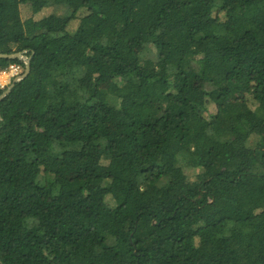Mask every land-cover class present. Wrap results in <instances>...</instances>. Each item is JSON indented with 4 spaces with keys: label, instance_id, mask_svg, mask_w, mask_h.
<instances>
[{
    "label": "trees",
    "instance_id": "trees-1",
    "mask_svg": "<svg viewBox=\"0 0 264 264\" xmlns=\"http://www.w3.org/2000/svg\"><path fill=\"white\" fill-rule=\"evenodd\" d=\"M22 51L0 264H264V0H0Z\"/></svg>",
    "mask_w": 264,
    "mask_h": 264
},
{
    "label": "built area",
    "instance_id": "built-area-1",
    "mask_svg": "<svg viewBox=\"0 0 264 264\" xmlns=\"http://www.w3.org/2000/svg\"><path fill=\"white\" fill-rule=\"evenodd\" d=\"M25 59L28 58L25 56ZM25 61L22 60L20 63H14L0 70V91H5L8 89L10 84L22 75L24 72Z\"/></svg>",
    "mask_w": 264,
    "mask_h": 264
},
{
    "label": "water",
    "instance_id": "water-1",
    "mask_svg": "<svg viewBox=\"0 0 264 264\" xmlns=\"http://www.w3.org/2000/svg\"><path fill=\"white\" fill-rule=\"evenodd\" d=\"M25 52H26V51H22V52H18V53L9 54V55H7V54H0V59L18 60V61H22V60H24V61H25L24 72L22 73L21 76H19L17 79H15V80L10 84V86L8 87V89H7V90L1 95L0 100H1L4 96H6V95L12 90V88L14 87V85H15L17 82H19V81L25 79V78L28 76V74H29V72H30V63H29V59H28V60L25 59V56H26V55H25Z\"/></svg>",
    "mask_w": 264,
    "mask_h": 264
},
{
    "label": "rangeland",
    "instance_id": "rangeland-1",
    "mask_svg": "<svg viewBox=\"0 0 264 264\" xmlns=\"http://www.w3.org/2000/svg\"><path fill=\"white\" fill-rule=\"evenodd\" d=\"M42 15H44V14L40 13L36 18H38ZM21 17H22V19H28V17H30V13L28 12V10L21 8Z\"/></svg>",
    "mask_w": 264,
    "mask_h": 264
}]
</instances>
